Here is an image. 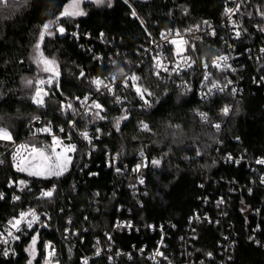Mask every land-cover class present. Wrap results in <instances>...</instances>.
Returning <instances> with one entry per match:
<instances>
[{
    "label": "trees",
    "instance_id": "obj_1",
    "mask_svg": "<svg viewBox=\"0 0 264 264\" xmlns=\"http://www.w3.org/2000/svg\"><path fill=\"white\" fill-rule=\"evenodd\" d=\"M73 1H9L0 10V128L7 129L12 139L27 137V124L35 116L54 124L66 122L62 103L76 101L93 91L92 78L114 68L84 51V33L92 34L96 50L107 54L119 47L136 59L150 33L184 29L203 19L218 21L223 4V0H131L146 21L145 28L125 0H111V7L107 1L98 5L93 0H83V15L62 16ZM261 12L264 0H244L240 16L244 31L242 40L237 42L240 50L248 43L258 42L259 32L264 36ZM50 21H56L49 29L54 35L46 33L41 41L43 26ZM255 25L260 29L258 33ZM59 26L66 30L65 34L59 33ZM77 27L83 32L79 39L68 33ZM100 34L105 45L96 41ZM37 43L42 56L56 62L48 65L56 73L54 92L42 106L32 100L37 78L40 73H47L34 60ZM219 45V37H214L193 46L197 57L193 82L202 73V60L220 52ZM242 62L245 67L241 95L234 97L228 90L208 100L198 98L192 90L184 91L155 78L149 63L139 67L136 73L143 99L132 89L127 91L130 102L122 106L102 96L105 109L99 112L104 118L91 120L92 129L97 125L102 128L97 142L99 151L87 166L85 145L76 139L74 160L62 176L39 180L16 171L7 152L10 142L0 139V190L6 189L10 177L25 175L34 185L27 198L53 216L49 226L21 232L8 256L0 247V264H29V260L41 264L47 242L58 247L60 264H81L82 252H92L95 237L103 238L104 231L111 230L118 218H131L142 230L115 234L112 251L117 247L126 251L154 246L160 236L158 227L163 224L168 228L166 251L173 264H264V164L257 162L264 160V60L243 58ZM81 71L83 77L79 76ZM29 80L31 85L27 84ZM225 107L229 108L227 114L223 112ZM198 111H205L208 119L202 120ZM124 116L127 118L121 120ZM142 122L148 129L142 127ZM88 127L85 123L77 126L80 130ZM74 137L77 138L76 133ZM28 140L48 153L47 137ZM141 151L154 155L160 164L148 163L144 168L146 191L142 204L137 205L128 188L131 170L118 172L106 167L103 158L107 152L116 153L121 165H133ZM92 171L98 175L90 177ZM53 183L56 190L52 196L40 199L42 191ZM24 205L11 203L8 196L0 199V228ZM68 215L72 218L71 230L79 231L75 237L77 245L64 235ZM167 221H173L174 226L169 228ZM149 224L156 226L152 233L147 228ZM33 237L35 251L30 255L28 247ZM229 239L235 244L227 250ZM102 261L109 264L104 257ZM147 262L134 252L131 260L122 256L118 264Z\"/></svg>",
    "mask_w": 264,
    "mask_h": 264
},
{
    "label": "built area",
    "instance_id": "obj_2",
    "mask_svg": "<svg viewBox=\"0 0 264 264\" xmlns=\"http://www.w3.org/2000/svg\"><path fill=\"white\" fill-rule=\"evenodd\" d=\"M125 2H127L133 9V12L136 13L134 16L139 18L143 26L146 28V21L139 14L133 2L131 0H125ZM243 2L244 0H223L222 16L218 21L203 19L185 27L184 29H163L159 35H153L150 33V39L139 50L136 59L123 53L119 47H115L107 54L101 50H96L95 42H91L93 39L92 34L90 32L84 33V36L87 39V41L81 43V47L84 51L93 54L94 58L100 62H106L114 66V68L110 69L105 74H96L92 78V81L100 79L104 84H107L112 91L109 92L104 87V84H101L100 91L98 92L96 90L97 86L92 83L94 86L93 91L86 92L77 97L76 101L67 100L62 103V110L67 116L66 122H59L57 124H54L53 122H45L41 116H35L30 120L27 124L30 133L27 137L8 140L10 142V147L7 152L10 153V158L15 170L28 174L25 170L19 171L18 168H22V162L31 152L40 150L28 140V138L34 137L48 138L49 151L52 153H45L47 158L51 160L54 165V172L50 177L55 175L54 173L59 171L62 167H66L63 174L68 171L78 148L76 139H80L85 145V162L87 166H90L92 163V155L99 151V145L97 142L102 136V128L99 125L95 126L94 129L91 128L93 126L91 120L94 121L96 118L94 114L97 111H104L105 109L101 97L106 95V97L110 98L119 106L130 102L127 93L128 89H132L136 92L134 85L141 88L139 80L136 79L133 81L132 77H137L136 71L146 63L150 64L152 74L155 78L172 84L184 91L192 90L198 98L208 100L214 94L223 93L228 90L231 91L234 97H239L243 91L242 70L245 67L242 62L243 58L254 61L264 60V36L259 32L260 29L257 25H255V33L259 32L258 42L248 43L243 46L242 50H240L237 45V42L242 40L244 31L242 21L240 20ZM226 9H233L234 11L231 14H226ZM237 31L240 32L239 36L236 35ZM65 33L66 30L64 31V34ZM68 33L76 39H79L81 35H83V32H81L78 27L71 28L68 30ZM162 33L164 34L163 37ZM214 37H219L220 45L218 48H220V52L213 54L209 59L204 58L202 60V73L197 80L193 82L194 70L197 66V57L193 50V46L197 43H201L205 39ZM173 40H176L177 44H172L171 41ZM96 41H100V43L105 45L102 34L96 38ZM177 45H179L180 48L179 55H177ZM153 57H157L162 65L159 69V75L156 74V61ZM219 57H226V61L219 60ZM215 63H219L220 67L217 68ZM165 67L167 68V71L164 70ZM120 69H123L127 76V85L124 83V77L119 76ZM114 75L116 76L115 80L112 79ZM49 80H51L50 83L45 82L43 84L40 83L41 79L38 80L37 88H40L41 91H45L46 88H52L50 93H53V87L56 83L55 78H49L47 81ZM213 84H215L216 87H213ZM210 89L211 92H209ZM117 96L120 98L119 103L116 100ZM85 97H87V100H85ZM93 102L99 103L102 106V110L92 107ZM69 104L72 105V108L70 109L67 108V105ZM201 113L205 114L208 119V114L205 111H198L202 120L207 119H203ZM79 123H85L86 126L89 127L80 130L77 128ZM97 129H99V131H97ZM85 132L88 134V139L84 138L83 133ZM75 133L77 138L74 137ZM58 147L60 150H57ZM141 153H143V155H141ZM229 156L232 158L231 155H226L225 158L229 159ZM152 160H156V157L154 155H148L146 151H141L139 153L138 160L133 165H121L120 158L116 153L113 154L107 152L103 158L106 167H113L118 172L121 170H131L132 176L128 183V188L137 205L142 204V197L146 191L143 171L148 163H152ZM236 160L240 161L238 158H236ZM0 162H3L2 156H0ZM137 165H141L139 170H137ZM93 175H98V172H89L90 177ZM141 180H143V183L140 182ZM20 181H24L25 183L21 185ZM5 187L7 191L6 189L0 190L3 197L8 196L11 203H25V205L16 213L12 214L0 228V247L4 248V251L9 253L13 242L19 237L21 232L29 229L28 221L32 220L31 215L21 218V213L34 212L36 214L38 219L33 221L31 228L36 226H49L53 222V216L50 211L41 208V206L36 203H32L31 200L27 198V194L34 190V185L30 178L25 175L10 177L5 184ZM55 190L56 184L53 183L50 187L44 189L42 193L46 191H52L54 193ZM42 193L39 195V198H47L42 196ZM15 197H19V199H16ZM196 217H199V215L196 214ZM17 219L21 220V223L18 225L19 231L16 227H13V223ZM66 221L67 225L64 228V235L67 239H73L74 244L77 245L78 243L75 237L79 231L77 229L73 231L71 230L72 218L69 215L67 216ZM166 224L169 228L174 226L173 221H167ZM83 228H86V226H83ZM147 228L151 233L156 230L154 224H149ZM140 230H142L141 225L131 218L116 219L113 228L104 231L103 238L100 236L95 237L92 242L94 247L92 252H87L86 250L82 252L81 264H85V262L86 264H102L103 257L109 264H118L119 259L122 258V256L131 260L134 252L138 253L139 256L144 257L148 261L147 264H173V260L166 251L169 246L167 243L169 232L168 228H165V225L163 224L158 227L160 236L156 238L154 246L149 247L144 245L140 248L134 247L133 249L126 251H124L122 247H117L116 250L112 251V247L115 244V234L122 232L130 233L132 231L139 232ZM9 232L12 233L11 236L8 235ZM234 244L235 241L229 239L226 249L228 250V248L232 247ZM227 250L225 254L228 252ZM58 252L59 250L56 245L47 242L44 247V258L41 264H60Z\"/></svg>",
    "mask_w": 264,
    "mask_h": 264
},
{
    "label": "snow or ice",
    "instance_id": "obj_3",
    "mask_svg": "<svg viewBox=\"0 0 264 264\" xmlns=\"http://www.w3.org/2000/svg\"><path fill=\"white\" fill-rule=\"evenodd\" d=\"M94 2L97 3L98 5H102V4H104L106 2V0H94ZM107 3H108V6L111 7V0H107ZM8 5H9V0H0V6H8ZM76 7L78 9V5ZM233 11H234L233 9H226V14H231V13H233ZM132 14L133 15H136L135 12H133ZM61 15L62 16H68V15H83V12H81L79 10L73 11V12H69L67 9H65V11L63 13H61ZM261 15H264V12H261ZM55 23H56V21H50L49 23H45L44 24V26H43L44 31H42L40 33V40L41 41L44 39V36H45L46 33L48 35H54V33H52L51 31H49V29H50V25L55 24ZM58 31H59L60 34H63L65 30H64L63 27H59ZM262 31H264V29H262ZM163 35L164 34L162 33V37H163ZM236 35L239 36L240 35V32L237 31L236 32ZM171 43L172 44H177V41L176 40H173V41H171ZM39 49H40V44L37 43L36 44V50L39 51ZM179 54H180V48H179V45H177V55H179ZM153 59L156 61V64H155V67L157 68V73L156 74L159 75V69L162 67V65H161V63H160V61H159V59L157 57H153ZM218 59L219 60H222V61H226V57H219ZM36 62L38 64L42 62L45 65L44 71H46V72L51 70L48 67V65L49 64H54V61H48V60L44 59L43 56H42V54L41 55H38L36 57ZM215 66L217 68H219L220 67V64L219 63H215ZM164 70L167 71V68L165 67ZM53 74L56 75V73L54 71H53ZM80 75L82 77L84 76L83 71H81ZM119 76L120 77H124V83H125V85H127V76L124 73L123 69H120L119 70ZM112 79L115 80L116 79V76L114 75L112 77ZM136 79H138V78L135 77V76L132 77V80L133 81H135ZM48 82L50 83L51 80H49ZM40 83L43 84V83H45V81L41 80ZM92 83H94L97 86L96 87V90L98 92L100 91V85L101 84H104V82L102 80H100V79H95V80L92 81ZM27 84L31 85L32 84V81L31 80L27 81ZM104 87L109 92L112 91V89L107 84H104ZM134 87H135V90H136L137 94H139L141 96V98L143 99V92L141 91V88L140 87H136L135 85H134ZM213 87H216V85L213 84ZM233 91H235V90H233ZM209 92H211V89L209 90ZM46 94L47 93H44V95H46ZM149 95H150V93H149ZM32 100H33V103H35V104H38V105H43L44 104V100L42 98V92H41V89L40 88H36L35 95L32 97ZM85 100H87V97H85ZM116 100H117L118 103L120 102L119 96L116 97ZM147 103H148V101L145 100V104H147ZM92 107H94L95 109L102 110V106L99 103L93 102ZM67 108H69V109L72 108V105L71 104L67 105ZM223 112H224V114H227L229 112V108L228 107H225L223 109ZM94 115L98 119H103L104 118V117L100 116V112L99 111H97ZM201 117L203 119H207L206 115L203 114V113H201ZM126 118L127 117L124 116V117H121L120 119L122 120V119H126ZM119 127H120V120H117V122H116V128L119 129ZM142 127L144 129H148L149 126L146 123H143L142 122ZM215 127L217 129H219L220 128V125L219 124H216ZM97 131H99V129H97ZM83 135H84V138L85 139H88V134L86 132L83 133ZM11 138H12L11 137V134L8 132L7 129L0 128V139L11 140ZM73 149H74V146H73ZM141 155H143V153H141ZM229 159L231 160L232 158L229 156ZM257 162L260 163V164H264V160H259ZM236 163H239V161H236ZM152 164L158 166L160 164V160H152ZM140 167H141V165H137V170H139ZM18 170L19 171H24L25 169L18 168ZM65 170H66V167H62L59 171H56L54 174L56 176L63 175V172ZM37 174L38 173H34V172H30L29 173V175H37ZM140 182L143 183V180H141ZM24 183H25L24 181H20V184L21 185H23ZM261 183H264V178L261 179ZM52 194H53L52 191H46V192H43L42 193V196L51 197ZM2 198H3V194L0 193V199H2ZM15 198L16 199H19V197H15ZM27 215H31L32 216V220H29L28 221V227L31 228L33 221L37 220L38 217L36 216V214L34 212H32V213H21V218H24ZM20 223H21V220L20 219L15 220V222L13 223V227H16L18 231H19L18 225ZM8 235L11 236L12 233L9 232ZM5 242H7V241H5ZM35 242H36V238L33 237L32 245L28 249V251L30 252V255L31 254H34V245H35ZM3 255L4 256H8L9 253L7 251H4ZM50 255H51V253H50ZM29 264H32V261L31 260H29ZM85 264H86V262H85Z\"/></svg>",
    "mask_w": 264,
    "mask_h": 264
},
{
    "label": "water",
    "instance_id": "obj_4",
    "mask_svg": "<svg viewBox=\"0 0 264 264\" xmlns=\"http://www.w3.org/2000/svg\"><path fill=\"white\" fill-rule=\"evenodd\" d=\"M139 2H150L152 0H135ZM42 92V98L45 102L44 95L45 91ZM57 150H60L58 147ZM22 168L29 174L30 172L38 173L37 175H31L32 177L45 180L48 179L51 174L54 172V165L51 160L46 156V153L43 150H36L31 152L26 159L22 162Z\"/></svg>",
    "mask_w": 264,
    "mask_h": 264
},
{
    "label": "rangeland",
    "instance_id": "obj_5",
    "mask_svg": "<svg viewBox=\"0 0 264 264\" xmlns=\"http://www.w3.org/2000/svg\"><path fill=\"white\" fill-rule=\"evenodd\" d=\"M9 1H19V0H9ZM82 1L83 0H74L70 5H69V7L67 8V10L68 11H77V10H79V11H81V12H84L85 11V9H84V5H83V3H82ZM107 1V0H106ZM93 2H94V0H93ZM78 5V9H77V6ZM3 8V6H0V10ZM59 27H62V26H59ZM59 27L57 28V30L59 29ZM38 55H41V53L39 52V51H37V53H35V56H34V60H35V62H36V57L38 56ZM44 58V57H43ZM44 59H46V60H48V61H54V59H48V58H44ZM55 62V61H54ZM37 63V62H36ZM55 64H56V62H55ZM38 65H40V67H41V70L42 71H44L42 68H44L43 66H42V62L41 63H39ZM40 69V68H39ZM41 75H39V77L37 78V80H36V84H35V89H34V93H33V96L35 95V91H36V88H37V82H38V80H43V81H45V82H48L47 80L49 79V78H55V82H56V76L53 74V72H51V71H47V73H44L43 75H42V73H40ZM80 76V75H79ZM52 86V85H51ZM52 90V88H46V90L45 91H47V92H45V93H47L46 94V97H45V102H46V100H47V98H48V96L51 94L50 93V91ZM38 105V104H37ZM39 106H42V105H39ZM12 139V138H11ZM6 140V139H5ZM49 153H52V152H50L49 150H48V153L47 154H49ZM32 245V242H31V244H30V246ZM30 246L28 247V249L30 248ZM34 251H35V245H34Z\"/></svg>",
    "mask_w": 264,
    "mask_h": 264
},
{
    "label": "bare ground",
    "instance_id": "obj_6",
    "mask_svg": "<svg viewBox=\"0 0 264 264\" xmlns=\"http://www.w3.org/2000/svg\"><path fill=\"white\" fill-rule=\"evenodd\" d=\"M48 264H50V263H48Z\"/></svg>",
    "mask_w": 264,
    "mask_h": 264
}]
</instances>
